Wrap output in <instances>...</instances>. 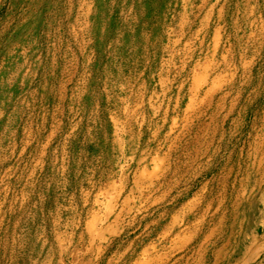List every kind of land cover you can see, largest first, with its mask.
<instances>
[{"label":"rangeland","instance_id":"obj_1","mask_svg":"<svg viewBox=\"0 0 264 264\" xmlns=\"http://www.w3.org/2000/svg\"><path fill=\"white\" fill-rule=\"evenodd\" d=\"M263 168L264 0H0V264L245 261Z\"/></svg>","mask_w":264,"mask_h":264},{"label":"bare ground","instance_id":"obj_2","mask_svg":"<svg viewBox=\"0 0 264 264\" xmlns=\"http://www.w3.org/2000/svg\"><path fill=\"white\" fill-rule=\"evenodd\" d=\"M257 174L259 175V177L257 178V181H253V184L250 187L251 188L250 189L251 193L252 192H255V191L257 193H260L263 190V185H264V168L261 169L259 172H257ZM251 205H252V203H249L247 205V207H245V208H241L240 204H234L233 205L234 206V209L232 210L231 215H230V219H231V224L230 225H231V228L233 230H234V223H235V221H237V218L239 217L240 212L241 213L244 212V209H246L245 210V213H246V211L249 212V208H251ZM254 229L256 230L257 227H254ZM240 233L241 232H239V231L237 232L236 231L235 235H231L229 238H227L226 243L230 247L233 246L232 247L233 250H238V247L240 245H243V248L244 249H249V246H250L251 243L245 242V238L246 237L244 236V234L241 235ZM251 239L253 241H256L257 240L256 238H253V237ZM249 254H250V257L245 260L246 262L245 261H238L236 259H234L232 261V259H230V257L232 256V254L230 256H227V254L225 252L219 250V251H217V252L214 253L213 263L212 264H264V248L257 249L254 252L251 251Z\"/></svg>","mask_w":264,"mask_h":264}]
</instances>
